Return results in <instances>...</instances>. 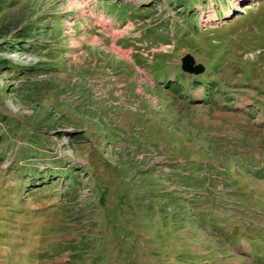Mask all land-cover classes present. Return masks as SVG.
Listing matches in <instances>:
<instances>
[{
  "label": "rangeland",
  "instance_id": "obj_1",
  "mask_svg": "<svg viewBox=\"0 0 264 264\" xmlns=\"http://www.w3.org/2000/svg\"><path fill=\"white\" fill-rule=\"evenodd\" d=\"M0 264H264V0H0Z\"/></svg>",
  "mask_w": 264,
  "mask_h": 264
},
{
  "label": "water",
  "instance_id": "obj_2",
  "mask_svg": "<svg viewBox=\"0 0 264 264\" xmlns=\"http://www.w3.org/2000/svg\"><path fill=\"white\" fill-rule=\"evenodd\" d=\"M181 69L189 75H201L206 70L204 65L196 64V60L191 54H187L181 59Z\"/></svg>",
  "mask_w": 264,
  "mask_h": 264
},
{
  "label": "trees",
  "instance_id": "obj_3",
  "mask_svg": "<svg viewBox=\"0 0 264 264\" xmlns=\"http://www.w3.org/2000/svg\"><path fill=\"white\" fill-rule=\"evenodd\" d=\"M27 35H29V34H27Z\"/></svg>",
  "mask_w": 264,
  "mask_h": 264
}]
</instances>
